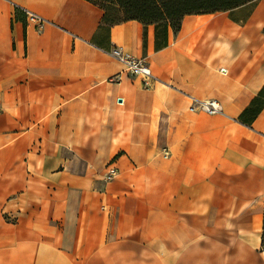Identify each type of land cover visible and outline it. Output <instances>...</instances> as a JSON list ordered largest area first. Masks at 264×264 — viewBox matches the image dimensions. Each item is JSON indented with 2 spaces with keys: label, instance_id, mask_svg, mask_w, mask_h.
<instances>
[{
  "label": "crops",
  "instance_id": "obj_1",
  "mask_svg": "<svg viewBox=\"0 0 264 264\" xmlns=\"http://www.w3.org/2000/svg\"><path fill=\"white\" fill-rule=\"evenodd\" d=\"M103 13L0 0V264H264V105L240 119L264 85V0L185 15L165 43Z\"/></svg>",
  "mask_w": 264,
  "mask_h": 264
},
{
  "label": "trees",
  "instance_id": "obj_2",
  "mask_svg": "<svg viewBox=\"0 0 264 264\" xmlns=\"http://www.w3.org/2000/svg\"><path fill=\"white\" fill-rule=\"evenodd\" d=\"M97 4L104 11L103 21L114 24L124 20H138L143 24H155L161 27L166 42V31L169 26L173 32L179 30L185 15L226 11L238 7L251 0H88ZM120 11L122 16L113 18L110 8ZM264 33V27H263ZM264 105V85L255 96L249 107L240 115L241 121L247 123ZM261 241L264 245V209Z\"/></svg>",
  "mask_w": 264,
  "mask_h": 264
},
{
  "label": "built area",
  "instance_id": "obj_3",
  "mask_svg": "<svg viewBox=\"0 0 264 264\" xmlns=\"http://www.w3.org/2000/svg\"><path fill=\"white\" fill-rule=\"evenodd\" d=\"M23 15L25 22L31 24L36 31L40 32L46 20L40 15L29 11L23 7H16ZM108 54L114 58L123 67V72L128 76H138L141 78V84L144 88L151 87L152 83L156 80V77L152 74V71L148 64L143 60L132 56L124 51L119 46L112 47ZM115 81L120 80V75L117 74L112 78ZM188 111L190 112H204L207 114H219L223 113L222 106L219 101L213 98L199 99L194 96L188 95ZM167 150L164 151V157L167 156ZM117 173L116 167H111L107 174L106 179L111 178Z\"/></svg>",
  "mask_w": 264,
  "mask_h": 264
},
{
  "label": "rangeland",
  "instance_id": "obj_4",
  "mask_svg": "<svg viewBox=\"0 0 264 264\" xmlns=\"http://www.w3.org/2000/svg\"><path fill=\"white\" fill-rule=\"evenodd\" d=\"M109 14H110V16H112L113 18H116V19L122 16L121 12L120 11L118 12L117 10H114L113 7L110 8Z\"/></svg>",
  "mask_w": 264,
  "mask_h": 264
}]
</instances>
